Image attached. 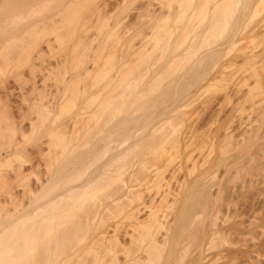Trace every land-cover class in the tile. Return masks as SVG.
<instances>
[{
	"label": "bare ground",
	"instance_id": "bare-ground-1",
	"mask_svg": "<svg viewBox=\"0 0 264 264\" xmlns=\"http://www.w3.org/2000/svg\"><path fill=\"white\" fill-rule=\"evenodd\" d=\"M262 11L0 0V75L60 73L0 97V264H264Z\"/></svg>",
	"mask_w": 264,
	"mask_h": 264
},
{
	"label": "rangeland",
	"instance_id": "rangeland-1",
	"mask_svg": "<svg viewBox=\"0 0 264 264\" xmlns=\"http://www.w3.org/2000/svg\"><path fill=\"white\" fill-rule=\"evenodd\" d=\"M262 12H263V11H262ZM261 14H262V15H261ZM261 14L259 13V14H257L256 16H253L254 21L251 20L253 23H251V21H250L249 23H251L252 26H253V25L255 26V24L259 23V21H260V20L262 19V17L264 16V12L261 13ZM259 15H261V16L259 17ZM257 18H258V19H257ZM255 19H256V20H255ZM138 39H139V37L137 38V40H138ZM48 58H49V59H48ZM50 59H51V61H49ZM52 59H54V58L48 56V57L43 58V60H40L39 62H36V61H35V62H36V63H35V67L37 66L38 68H36L37 70L34 69V71H35L34 74H36V76L38 75V76H39L38 78H40V79L43 78V81H41L42 79H41L39 82H38L39 79L37 80L36 84H37V83L39 84L40 82H41V83L39 84V86H37V85H38V84H37V85H36L37 87L35 86L36 88H32V87H31V86H32V85H31V84H32V83H31L32 81L29 79L30 76H31V72H32V71L30 72V74H29V72H27L28 75H29L28 77H27V75H26V74H27L26 71H27L28 68H25L26 70H25L24 74H21V75H20V79L23 77V79H24L25 81H26V80H27V81L29 80V81H28V82L26 81L25 83H24V80H23V82H22V81H19V83H18L19 86L12 84V81H13V80H14L15 82L17 81L16 79H14V77H13L14 75H12V73H13V71L15 72V69H16V71L18 70V69L16 68V67H18V66H15V67H14V70H11V68H13V64L16 65V63H13V64L11 63V64H12V67H11V66L6 67L7 70H9L8 68H10V70L12 71V72H10V70H9V73H8V71L6 70V71H7V76L5 75V73H3V72L1 71V72L3 73L2 75H5V76H2V75H0V76H1V77H5V78L7 77V78H8L7 82H9V83H7V82L3 79V82H5V83H7V84L5 85V83H4V84H2V85H4V86H3V87H0L1 89H2V88H6V89H2V91L0 90V97H3V96H2L3 93H4V96H5V93L7 92L8 88H10V89L12 90V92H13L16 96L19 95L17 99H18V101L21 100L20 102H22V103H23V102L25 103V100H26V99H28V100H29V99L33 100V99H35V98H36V99H37V98L39 99V98H41V97H39V96L44 95V94L47 95V93H48V91H49L47 88H49V86H50V88L52 89L51 86L55 84V83H53V80H54V78L57 77V76L54 75V74H57V75H58V73H59L57 70H56L57 73H56V71H55V73L52 72V71H54V69H55V68H53V66H55L54 63H56V62H52V61H54V60H52ZM1 61H3V60H1ZM41 61H42V63L39 64ZM55 61H56V60H55ZM4 62H5V64L8 63V62H6V61H4ZM45 62H46V63H45ZM48 62H49L50 64H51V63H52V64H51V65L49 64V66H48V64H47ZM111 62H113V60H111V61L109 62L108 70L105 71V72L102 73V74L100 73V79H102L103 76H104L105 78L107 77V78L110 79V77H108V75H106V74H107L108 72L111 74V72H114V71H115V70L112 71V69H115V68H114L115 65H113L111 71H109V70H110L109 68H111V65H112ZM113 63H114V62H113ZM1 64H2V62H0V65H1ZM46 64H47V66H48V70H47V66L45 67ZM3 66H4V64H3ZM3 66H0V68L3 69ZM6 66H8V65H6ZM41 66H44V70H43V69H41V70L39 69ZM50 66H51L52 69L50 68ZM109 66H110V67H109ZM35 67H34V68H35ZM4 68H5V66H4ZM45 68H46V70H45ZM49 68H50L51 70H50ZM19 69H20V68H19ZM0 70H1V69H0ZM21 71H22V70H21ZM28 71H29V69H28ZM43 71L45 72V74H44ZM4 72H5V71H4ZM22 72H23V71H22ZM22 72H21V73H22ZM25 73H26V74H25ZM32 73H33V72H32ZM0 74H1V73H0ZM104 74H105V75H104ZM110 74H109V75H110ZM113 74H114V73H113ZM24 75H25V76H24ZM59 75H60V73H59ZM59 75H58V76H59ZM102 75H103V76H102ZM54 76H55V77H54ZM111 76H112V75H111ZM26 77H27V78H26ZM31 77L33 78V76H31ZM101 77H102V78H101ZM7 78H6V79H7ZM107 78H106V80H107ZM1 79H2V78H1ZM1 79H0V84L2 83V82H1ZM57 79H58V78H56V81H57ZM56 81H55V82H56ZM10 82H11V83H10ZM15 82H14V83H15ZM23 83H24V84H23ZM30 83H31V84H30ZM15 84H17V82H16ZM21 84H22V85H21ZM29 84H30L31 86H30ZM33 84L35 85V83H33ZM20 85H21V86H20ZM34 85H33V87H34ZM15 86H16V87H15ZM29 86H30V87H29ZM17 87L20 88V89H19L18 91H17V89H15L16 92H19L20 90H21V91H20L19 93L16 94V92L13 91L14 89H12V88H17ZM25 87H26V88H25ZM23 88H25V90H24ZM91 88H94V87H93V86H90V87H89V90H90ZM4 90H5V92H4ZM11 90H10V91H11ZM8 92H9V91H8ZM22 92H23V93H22ZM45 92H46V93H45ZM86 92H88V90H87ZM21 96H22V97H21ZM42 97H44V96H42ZM32 98H33V99H32ZM4 101H5V100H2V102L0 103V105L3 104ZM29 101H30V100H29ZM26 102H27V101H26ZM84 105L86 106V105H88V104L86 103V104H84ZM85 106H84V107H85ZM88 106H89V105H88ZM71 108H72V109H68V110H66V112H65L66 115L71 116V117H72V116H74V117H75V116H78L77 114H81V112L83 113L85 110L87 111L86 107H85L84 110H78L77 108H73V107H71ZM163 110H164L163 106H159V107L156 108V112H157V113H158V112H163ZM156 117H157V115H152V118H156ZM26 137L28 138V136H26ZM29 137H30V135H29ZM16 140L19 141V142H20V141L22 142V140L24 141L23 137H20V136H19V137L17 136V139H16ZM34 140H35V139H34V137H32V136H31L30 138H28L27 141H26V139H25L24 144H25L26 148H27V146H29V145L31 146V144H33V141H34ZM28 141H29V142H28ZM21 142H20V143H21ZM27 142H28V143H27ZM26 143H27V144H26ZM40 161H41V160H39V162H40ZM40 163L42 164L43 161H41ZM6 164H7V163H6ZM41 164H40V165H41ZM5 166H6V165H3V166H2V167L4 168V169L1 168V170H3L2 172H4V171H9V169H10V168H9V167H10L9 162H8V164H7V167H8L7 170H5ZM25 167H26V168H27V167L29 168V165L26 164ZM40 168H42V167H40ZM37 171L39 172V171H41V170H37ZM32 178H33V176H32ZM19 189H20L21 192L24 190L23 187H19ZM2 204H3V203H1V205H2ZM7 204H9V203H7ZM4 206H5V205H4ZM10 206H11L10 204H9V205H6V207L1 206V207H0V208H1V209H0L1 212H2V210L4 211L3 208H5V210H6V209H9ZM11 208H12V206H11ZM11 208H10V209H11Z\"/></svg>",
	"mask_w": 264,
	"mask_h": 264
}]
</instances>
